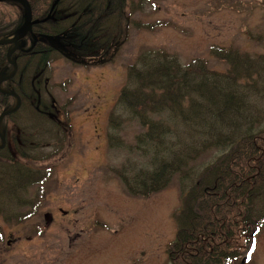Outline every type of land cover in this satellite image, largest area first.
I'll use <instances>...</instances> for the list:
<instances>
[{
    "label": "trees",
    "instance_id": "trees-1",
    "mask_svg": "<svg viewBox=\"0 0 264 264\" xmlns=\"http://www.w3.org/2000/svg\"><path fill=\"white\" fill-rule=\"evenodd\" d=\"M27 1L33 14L27 33L22 32L23 6L0 3V40L22 37L13 57L17 73L1 86L22 103L1 123L4 135L11 126L6 147L0 149V169L9 176L3 188L14 199L48 175L26 162L56 157L65 144L49 87L51 64L66 58L67 51L101 62L128 24L129 14L140 10L133 0ZM12 49L0 45V79L13 72L7 58ZM212 54L228 63L226 73L211 71L201 61L185 66L161 49L144 50L129 66L109 118L112 148H124L118 142L125 124L137 123L144 130L136 148H128L146 163L119 175L130 195L157 194L177 175L180 185L192 175L198 178L188 192L184 187L181 191L182 208L175 216L178 231L168 249L170 264L245 261L253 230L264 227V107L259 100L264 94V56L251 58L230 49H214ZM15 105L14 97L0 92V116ZM25 119L34 121L24 124ZM51 140L55 142L49 145ZM51 146L57 151L39 156ZM213 151L221 154L203 172L197 175L194 167L190 169ZM35 201L27 215L15 212L11 218L21 222L33 216Z\"/></svg>",
    "mask_w": 264,
    "mask_h": 264
},
{
    "label": "rangeland",
    "instance_id": "rangeland-1",
    "mask_svg": "<svg viewBox=\"0 0 264 264\" xmlns=\"http://www.w3.org/2000/svg\"><path fill=\"white\" fill-rule=\"evenodd\" d=\"M133 1L140 3V10L129 14L128 24L101 62L67 51V58L51 64L49 87L65 144L56 157L26 162L48 175L19 193V199L5 192L9 176L0 169V264H170L168 249L178 231L181 191L184 187L188 192L198 178L192 175L182 186L177 175L157 194L130 195L119 175L146 163L131 152L144 130L137 123L125 124L118 142L124 148H112L110 115L129 66L144 50L161 49L185 66L201 61L219 73H226L229 65L212 54L214 49L264 56V0ZM259 100L264 107V94ZM10 129L7 136L0 131L6 144ZM56 151L46 147L39 156ZM220 154H205L190 169L198 175ZM35 198L33 216L21 222L11 218L15 212L32 211ZM247 257L237 264H264V227L253 230Z\"/></svg>",
    "mask_w": 264,
    "mask_h": 264
},
{
    "label": "water",
    "instance_id": "water-1",
    "mask_svg": "<svg viewBox=\"0 0 264 264\" xmlns=\"http://www.w3.org/2000/svg\"><path fill=\"white\" fill-rule=\"evenodd\" d=\"M5 1L19 2L24 6V8H25V24H24V27L22 28V32L27 33L31 29L32 20H33L32 10H31V6H30L29 2L27 0H0V3L5 2ZM20 39H21V37L6 40V41H0V45L5 44V45H14L15 46L14 49H12V51H10V53L8 54V61L14 67V73L13 74H15L17 71V64L15 62H12V57L19 48V40ZM5 80L6 79L0 80V86H1L2 82H4ZM10 95L17 98V105L14 109L7 111L6 113H4L0 116V124H1V121L3 120L4 117L9 116V115L17 112L21 106V100L14 93H10ZM5 144H6L5 140H3V144H2V146H0V149L4 148Z\"/></svg>",
    "mask_w": 264,
    "mask_h": 264
},
{
    "label": "bare ground",
    "instance_id": "bare-ground-1",
    "mask_svg": "<svg viewBox=\"0 0 264 264\" xmlns=\"http://www.w3.org/2000/svg\"><path fill=\"white\" fill-rule=\"evenodd\" d=\"M11 39H14V38H11ZM10 40V39H9ZM14 47V45H12Z\"/></svg>",
    "mask_w": 264,
    "mask_h": 264
},
{
    "label": "flooded vegetation",
    "instance_id": "flooded-vegetation-1",
    "mask_svg": "<svg viewBox=\"0 0 264 264\" xmlns=\"http://www.w3.org/2000/svg\"><path fill=\"white\" fill-rule=\"evenodd\" d=\"M16 54V53H15Z\"/></svg>",
    "mask_w": 264,
    "mask_h": 264
}]
</instances>
